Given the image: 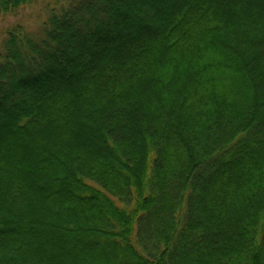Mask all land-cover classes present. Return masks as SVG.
I'll list each match as a JSON object with an SVG mask.
<instances>
[{"label": "trees", "instance_id": "1", "mask_svg": "<svg viewBox=\"0 0 264 264\" xmlns=\"http://www.w3.org/2000/svg\"><path fill=\"white\" fill-rule=\"evenodd\" d=\"M39 1L0 43V264H264V0Z\"/></svg>", "mask_w": 264, "mask_h": 264}, {"label": "rangeland", "instance_id": "2", "mask_svg": "<svg viewBox=\"0 0 264 264\" xmlns=\"http://www.w3.org/2000/svg\"><path fill=\"white\" fill-rule=\"evenodd\" d=\"M47 3L39 1L32 5H27L21 8L16 14H10L0 18V43L2 32L15 23H21L26 30L36 32L44 20L47 13Z\"/></svg>", "mask_w": 264, "mask_h": 264}]
</instances>
